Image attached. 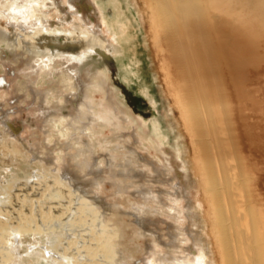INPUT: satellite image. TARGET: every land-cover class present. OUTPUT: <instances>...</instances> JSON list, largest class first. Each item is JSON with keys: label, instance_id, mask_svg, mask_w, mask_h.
<instances>
[{"label": "bare ground", "instance_id": "obj_1", "mask_svg": "<svg viewBox=\"0 0 264 264\" xmlns=\"http://www.w3.org/2000/svg\"><path fill=\"white\" fill-rule=\"evenodd\" d=\"M45 1H13L15 9L11 14L16 20L12 22V26L17 29V37L23 41L32 56L22 58L16 69L7 70L9 77L6 73L0 79V93L10 90L13 82L22 75L26 76L27 84L32 89V83L41 73L47 72L50 79L54 70L57 73L62 71L61 62L83 86L66 97H71L68 100L71 109L79 110L82 104H86L88 110L93 108L86 102V98L91 91V84H99L112 114L124 119L132 129L134 147L129 144L125 162L119 165L118 170V175L128 176L130 180L139 182L133 195L142 204H133L131 214L137 218V224L145 228L146 222L152 220L146 216V210L148 207L152 210L156 208L150 206L152 201L165 205V196L169 195L175 200L183 196L186 201L184 213L187 222L184 230L190 237L186 254L192 252L195 257L186 258L178 254L173 259L177 264H204L206 259L201 258L204 256L201 239L195 231L196 215L191 209L188 196L191 172L182 160L172 120L168 115L160 114L152 123L155 136L150 138V144L155 158H148L142 149L151 147L144 144L146 140L143 139L149 128H143L140 121L116 97L108 73L104 71L105 63L116 58L113 53L122 50L124 23L114 16L106 17L95 0H86L85 6L98 16L96 25L106 28L110 34V27L113 29L111 42L90 30L87 20L75 7L74 0H67V4L72 11L73 23L77 24L75 29L53 25L40 12ZM245 1L251 2L264 15V0ZM148 7L151 9L149 17L154 25V47L156 51L163 52L161 70L171 94L175 96L173 102L182 113L183 124L193 146L191 158L194 173L199 177V184L203 189L211 225L210 234L215 242L220 264H264V211L259 185L251 176L244 155V136L246 138L247 135L237 109L244 94L241 83H236L235 80L239 75V66L234 62L231 43L233 47L243 49L241 55H247L246 50L249 53V48L237 39L236 44L233 43L235 35L226 19L232 13V0H148ZM12 43L18 45L16 40ZM32 44L36 47L31 49ZM2 64L7 69L6 59L2 60ZM12 89H15L14 86ZM31 91L36 96V91ZM59 92V89H55L54 95ZM38 93L44 99L49 91ZM90 118H94V115ZM4 122L12 135H21V128H17L12 121L6 119ZM164 128L172 135L171 139L163 132ZM140 129H143V133ZM138 147L141 149L139 152ZM115 157H108L107 168L113 169ZM132 157L136 160L132 161ZM101 162L96 158L92 172L90 171L93 175L90 187L93 184L99 186L100 180L106 175ZM65 163L66 167L60 170L56 168L59 178L55 174L45 185L35 179L37 183L18 186L19 192L13 194L20 203L24 202L25 208L18 207L14 211V220L18 224L27 225L34 234L46 233V236L57 237V251L52 252L50 247H46L42 258H49L55 264H109L107 258H112L117 250L105 244L110 240V234L101 235V230L109 228L108 224L114 220V206L108 210V203L97 205L91 198L92 195L88 194L90 189L88 192L84 187V191L79 190L83 185L79 183L82 177L76 171H82V161L74 163L78 169L73 166L71 158L65 159ZM164 185L170 186L169 192H164ZM54 189L64 196V202L41 201L45 192ZM97 197H100L99 194ZM6 209L0 211L7 212ZM94 209L99 210L98 215L93 214ZM41 228L49 231L40 233ZM110 233L116 241L119 240L121 233ZM10 234L15 243L0 239V261L17 244L19 229L16 224H11ZM178 235H182L179 228L175 233L169 232V238L162 241L168 253L180 249ZM148 250L156 249L151 244Z\"/></svg>", "mask_w": 264, "mask_h": 264}, {"label": "rangeland", "instance_id": "obj_2", "mask_svg": "<svg viewBox=\"0 0 264 264\" xmlns=\"http://www.w3.org/2000/svg\"><path fill=\"white\" fill-rule=\"evenodd\" d=\"M13 1L0 0V79L6 75L7 70L19 67L22 58L28 59L32 56L23 41L17 37V29L12 26V22L16 20L11 14L15 9ZM95 1L106 17L114 16L123 22L122 25L125 27L122 50L113 53L116 58L104 65V71L108 73L115 95L134 118L140 121L143 128H149L145 131L147 135L143 136L146 140L144 144L151 146L150 138H153L152 135L155 136L152 123L160 114H166L172 120L174 137L182 153V160L187 170L191 172L188 196L192 204L191 209L196 215L195 231L202 243L204 256L201 258L206 259L204 264H220L215 242L210 234L211 225L203 189L199 184V177L194 173L191 139L183 124L182 113L173 102L175 96L171 94L167 79L161 70L163 52L156 51L154 47V25L149 17L151 9L148 7V0ZM74 5L87 20L90 30L112 42L113 29L110 27L109 30L112 32L110 34L106 28L96 25L98 16L96 17L95 11L85 6L86 0H74ZM36 12L39 14V11ZM40 12L58 27L68 26L73 30L77 26L73 23L74 18L67 0H46ZM231 12L226 19L235 35L233 43L236 44L239 40L249 48V53L246 50L247 55H241L243 49L233 47L231 43L234 62L239 66V75L237 79L234 78L236 83H241L244 94L239 108L236 107L247 135L246 138L244 136L246 142L244 155L251 176L259 185L264 211V15L257 11L255 5L245 0H232ZM15 40L18 45L12 43ZM33 45L35 44L31 45V49L36 47ZM3 59H6L7 69L2 64ZM62 63L60 65L62 71L57 73L54 70L50 79L47 72L41 73L32 83L36 96L33 95L26 76L23 75L13 82L10 90L6 89L0 93V210L7 208V212L0 211V239L3 242H13L10 234L11 224H16L19 229L17 244L11 247L9 253H5V258H2L0 264H55L49 258L41 256L44 255L46 247H50L52 252L57 251L59 246L56 243L57 237L46 236L43 232L49 230L42 228L39 232L43 234H34L27 225L18 224L14 220V211L18 207L24 209L25 204L20 203L13 193L18 191L21 184L25 187L38 181L45 185L44 183L51 181L52 177L58 174L57 169L67 166L65 159L69 158L72 164L82 161V171H76V174L82 177L79 183L83 185L79 190L85 188L88 192L90 189L88 194L92 195L91 198L97 205L103 206L108 203L107 209L111 210L114 206L116 211L113 213L114 220L108 224L109 228L101 230V235L110 234V240L105 244L117 250L112 258H107L109 264H177L173 259L175 255L195 257L192 252L186 254L190 237L184 230L187 222L184 213L186 201L183 196L175 200L167 195L164 198L165 205L152 201L150 206L156 207V210L149 207L147 209L149 212L146 210V216L152 220L146 222V229L137 224V218L131 214V206L142 204L141 200L133 195V190L139 186V182L130 180L128 176L118 175L119 165L124 164L127 148L134 141L131 136V125L112 114L111 107L105 103L103 89L97 83L91 84V91L86 98V102L93 108L88 110L86 104H82L79 110L71 109L68 102L71 97L70 99L66 97L70 92H74L73 90H80L83 86L69 69H66V65L62 66ZM7 76L9 77L8 73ZM55 89L60 91L56 93L57 95H54ZM40 91L49 93L42 99L38 95ZM235 102L237 104V101ZM78 115L83 117L79 118ZM92 115L94 118H90ZM6 119L12 121L17 128H21L20 136L11 134V130L4 124ZM142 130L140 129V132ZM163 132L169 138L172 137L167 129L165 131L164 128ZM140 150L138 147V152ZM142 151L148 158H155L152 146ZM113 156H116L114 162L116 164H112L113 169H109L107 160ZM96 158L99 162L102 161L101 167L104 168L106 175L100 180L99 186L93 184L90 187L89 183L93 178L90 173ZM131 159L136 160L135 157ZM113 171L117 173L112 174ZM164 186L166 187L164 192H169L170 186ZM51 192H45L40 198L41 201H65L64 196L57 190ZM96 193L100 197H97ZM98 211L94 209L93 214L98 215ZM157 226L160 229H157ZM177 228L182 230V235H178L180 249L168 253L162 241L167 240L169 232L175 233ZM114 231L121 233L118 241L110 233ZM151 244L155 251L148 250Z\"/></svg>", "mask_w": 264, "mask_h": 264}]
</instances>
